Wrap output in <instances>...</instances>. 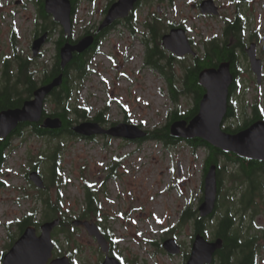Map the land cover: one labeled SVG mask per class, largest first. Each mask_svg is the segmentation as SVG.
I'll return each instance as SVG.
<instances>
[{"label":"rangeland","instance_id":"obj_1","mask_svg":"<svg viewBox=\"0 0 264 264\" xmlns=\"http://www.w3.org/2000/svg\"><path fill=\"white\" fill-rule=\"evenodd\" d=\"M33 1L37 2L0 0V75L6 59L9 60V72L14 75L17 69L15 57L21 55L30 61V71L37 72L34 75L41 82L44 73L54 65L57 53L54 41L59 34L56 32L50 36L51 40L43 47L42 55L34 58L32 45L42 29L40 22H44L40 21L38 25V10ZM203 1H141L136 8L138 23L133 30L135 33L127 24H121L107 34L101 44V53L92 59L91 72H87L84 84L79 87L72 85L75 90L70 107L76 109L85 104L92 108V115L105 112L110 122H122L129 116L135 123L144 124L147 130L163 128L172 111L182 109L186 112L192 108L194 100L179 95L175 102L171 98V86L167 79L145 66L146 47L141 40L145 31L144 22L158 17L165 27L173 23L176 28L184 26L196 53L200 54L203 42L220 38L226 21L240 17L245 29L243 42L246 48L251 43L256 44L257 56L263 64V80L259 84L257 76L251 72L249 57L239 49L242 70L231 96L238 118L226 122L225 127L243 125L246 119V116L241 118L244 108L251 103H258L264 108V0H213L220 11L218 16L202 14L200 6ZM112 2L114 0H79L78 12L72 23L74 38L83 37L88 29L94 30V25L98 28L104 19L105 9ZM170 30L166 28L164 32ZM252 33L255 35L253 41L250 40ZM191 57H187L189 64ZM181 68L179 62L174 63L172 82L180 89L183 88ZM45 109L47 113H54L58 105L47 99ZM71 118L79 120L76 113ZM23 132L20 138L14 137L10 156L0 172L4 183L0 187V261L3 259L2 251L12 246L10 237L17 239L20 235L18 221L27 213L36 211V223L45 222L41 199L49 198L52 203L59 204V214L71 224L79 219L85 208V183H89L97 189L103 218L100 223L98 219L93 221L104 230H110L115 240L112 256L117 255L127 264L186 263V256L181 254L190 253L195 233L192 220L180 229L179 217L188 206L198 210L199 199L204 194L207 150H194L185 142L165 147L156 140L141 144L102 138L88 141L65 134L58 139L39 137L29 129ZM55 152L62 159V177L64 175L68 185L58 189L46 182L50 189L41 193L27 177L37 166L43 178H49L50 157ZM114 162H117V173L109 180V167ZM224 169L226 192L221 197L217 215L206 222V238L210 241L216 239V228L222 221L225 208L236 211L239 201L237 190L240 186L233 181L242 179L240 172L232 166ZM52 235L64 238L57 231ZM72 235L73 244L65 245L61 250L65 253L69 248L75 249V243L78 245L80 250L72 260L74 264L102 263L103 253L84 228H75ZM169 238L175 239L182 247L181 254L173 256L165 253L163 247L158 249V244L162 246V242ZM61 256L64 255L58 254L56 249L55 257Z\"/></svg>","mask_w":264,"mask_h":264},{"label":"water","instance_id":"obj_2","mask_svg":"<svg viewBox=\"0 0 264 264\" xmlns=\"http://www.w3.org/2000/svg\"><path fill=\"white\" fill-rule=\"evenodd\" d=\"M246 1V0H240ZM139 0H118L109 9L105 20L99 30L109 28L117 20L126 19L134 10ZM202 14L218 15L219 9L212 0L203 1ZM45 12L51 15L58 23L67 37L73 33L72 4L70 0H45ZM49 33L37 38L32 47L33 56L38 57L42 47L47 43ZM94 36L89 35L80 39L76 44L66 43L60 48V66L63 70L73 60L75 54H82L94 44ZM163 46L177 57L186 55L194 56L196 53L190 44L186 31L178 28L170 31L163 38ZM246 54L250 58L252 71L256 74L257 82L263 80L262 61L257 58L256 45L252 43ZM230 63H222L218 68L204 69L200 75V85L206 90L200 102L198 114L191 121H176L170 127L171 135L176 139L192 140L200 138L214 148L225 153L236 154L241 158L264 161V121H258L250 127L236 134H231L222 129L225 116L229 109L230 88L234 82ZM64 82V75L60 74L50 83L39 87L32 100H28L21 108L9 109L0 112V138L7 139L13 134L20 124L42 123V128L47 130H61L63 121L59 117H44L45 101L51 93L60 88ZM72 131L81 137L107 135L114 138L134 141L144 139L147 133L139 127L121 123L108 130L98 123L81 122L72 127ZM31 182L38 188L44 189L45 182L37 171L29 176ZM204 200L199 207V217H210L216 209L218 198V178L216 165L210 166L204 179ZM61 219L43 223L40 234L34 226H29L14 243L13 247L4 256L2 264H73L68 256L54 258L55 243L54 230L61 224ZM73 226H83L86 233L94 238L104 253L101 264H122L110 254V244L101 233L100 227L91 221L74 220ZM224 246L222 238L209 241L202 234H197L192 242L191 254L186 264H213L215 255ZM165 251L171 255L181 254V246L171 238L163 242Z\"/></svg>","mask_w":264,"mask_h":264},{"label":"trees","instance_id":"obj_3","mask_svg":"<svg viewBox=\"0 0 264 264\" xmlns=\"http://www.w3.org/2000/svg\"><path fill=\"white\" fill-rule=\"evenodd\" d=\"M72 2V1H71ZM78 0H74L72 2L73 5V12L72 15L74 16L76 14V11H78ZM40 16L41 19H43L44 23L40 24V27H42L43 32H51V34H56L58 32L59 38H60V44L58 50L60 51V48L67 42L69 43H76L74 37H67L64 35L62 30H59V25L56 24V22H53L50 15L46 14L44 9V1L40 4ZM38 23V22H37ZM136 23H138V20L136 18V14H131L128 20L125 24L132 30L136 29ZM244 22L239 18H236L234 21H226V26L224 28L223 34L220 38L216 37L211 40H208L206 42H203L204 48L202 49L201 54L197 55L192 59L191 64L184 63L182 65V69L185 71V89H183V94H192L195 97V107L193 109L183 112L181 110H174L171 112V115L169 117L168 123L163 128H156L153 131L150 132L149 138L151 140H157V142H162L166 147H171L172 145H176L180 142V140H175L170 135V127L171 125L176 121L186 120L190 121L193 119L199 112L200 109V102L205 94V90L201 87L199 80V75L204 69L209 68H218V66L222 63H230L231 72L234 75L235 79L239 76L241 72L240 68V55H239V49L244 53L246 44L243 42L245 29H243ZM177 25L175 23L170 24V27H165V24L160 22L158 17H155L153 20L147 19L144 22V27L146 28V31H144V35L146 37H150L148 41H146V49H147V59L146 64L152 68L155 71H159L166 79L167 82H169L171 86V98L176 102L178 99V95L182 93V90H178L175 86L173 81V75L171 73V63L177 59L173 55H167L165 50L162 48L161 43V37L164 31L167 29H171L173 27H176ZM184 27V26H182ZM88 34H93L91 31H89ZM105 34V32H98L96 30L95 36L96 40L94 43V46L86 51L84 54H77L74 56L73 60H71V63L67 66L65 70H63L60 66V62L56 67H52L51 70L45 72V81L43 84L49 83L52 81V79L55 77L54 74L58 75V73L66 74L65 77V83L58 89L54 90L50 96L49 99L54 101L55 104L58 105V110L54 113L46 114L45 116H52V117H60L63 121V128L59 131H51L46 130L39 127L38 125L35 128V132L40 137L45 136H58L61 134H65L68 136L78 137L75 135V133L72 131V126L77 123L78 121L87 120L91 117V110L87 108L86 106H80L76 107V109H73L70 107V102L73 100L74 97V90L75 88L72 86L79 87L81 83L84 84L85 78L88 76L89 72V65L92 61V58H94L99 52H100V38ZM253 33L250 37V40H254ZM59 58V56H58ZM168 58V59H167ZM8 59H6V62L4 61L3 64V71H2V77L0 81V112L4 110L9 109H17L21 108L26 101L29 99L32 100L35 91L37 90L39 83L36 80V73H33L29 69V62L28 59H26L24 56L18 55L15 57V63L17 65V69L15 70L14 75L11 76V73L9 72V63ZM182 61H187L186 58H182ZM168 62V63H167ZM57 72V73H56ZM75 72V74H74ZM43 82V81H42ZM237 88L236 82L234 81L232 88H231V95L235 92V89ZM77 92V90H76ZM73 113L77 114V117L79 120H73L71 118V115ZM231 114L229 113V117ZM254 122H246L245 125L240 126L237 128V130H231L229 128L226 129L229 133H235L238 131L243 130L245 127H249ZM30 123L20 124L18 129L13 133L17 136L21 137V130L26 129ZM246 129V128H245ZM56 132H58L56 134ZM12 134V135H13ZM11 135V136H12ZM10 137V136H9ZM194 141V140H193ZM196 143H191L192 141H189L187 143H190L195 149L198 148H204L207 149L209 152L208 157L205 161V171L204 173L208 172V168L210 166L216 164L218 162V157L220 155H224L223 152L219 149H216L208 144V142H205L202 139L195 140ZM12 139H0V172L4 169V166L6 162L8 161V158L10 156V152L12 149ZM58 152H55L51 155V170L49 175L44 179H46V182L49 183L52 187L55 186L58 189L62 188L63 186H67L68 183L65 181V177L62 172L63 168H61V160L59 157ZM37 167V166H35ZM33 168L34 171L38 169ZM110 176L115 177L117 173V163H113L109 167ZM248 168V167H247ZM253 169V168H252ZM247 174H252L251 170L248 168L246 170ZM61 175V177H60ZM44 177V176H42ZM28 178V177H27ZM29 180V178H28ZM44 191H41V193H45L47 190L50 189V186H47ZM85 200H84V211L79 214L80 220H92L98 219V222H102L103 220L101 215V203L97 197V189L94 188V185L85 183ZM3 185V182L0 179V186ZM41 206L43 208L42 214H43V220L50 221L54 219L60 218L62 222H60V226L55 230L58 234L64 235V238H57L56 235H54L55 239L54 242L56 244V249H58V254L68 255L72 259L76 258V253L79 252L80 248L75 243V249H68L65 253L62 252L61 247L65 245H71L73 244L72 238L74 233V227L68 221V219L63 216L62 214H59L60 208L59 204L56 205L51 202L49 198L41 199ZM200 202L203 201V197L199 199ZM60 202V200H59ZM36 211L35 212H29L27 213L23 219L18 221V230L20 235L23 234L25 229L29 226H39L38 222L34 220L36 217ZM214 216V215H212ZM66 218V219H65ZM179 222V228L182 229L185 225H187L191 220L194 227V233L195 234H202L207 237V231H206V224L204 219H201L198 217V211L194 210L193 207L188 206L182 213ZM232 218H226L224 221L222 220L217 229V238H222L224 241V246L222 250H220L218 253H216V261L213 264H225V253H230L233 248L235 247V236L230 235V230L232 227ZM100 225V224H99ZM101 226V225H100ZM69 227V228H67ZM73 230V231H72ZM102 233L105 235L107 240L110 243L111 249L113 250L116 246L115 240L112 237V233L110 230H104L103 227H101ZM73 232V233H72ZM174 232V231H173ZM172 232V233H173ZM194 234V235H195ZM11 238V245L16 241L15 237ZM189 254V253H188ZM187 256L189 257V255ZM136 264V263H134Z\"/></svg>","mask_w":264,"mask_h":264},{"label":"flooded vegetation","instance_id":"obj_4","mask_svg":"<svg viewBox=\"0 0 264 264\" xmlns=\"http://www.w3.org/2000/svg\"><path fill=\"white\" fill-rule=\"evenodd\" d=\"M41 3H42V0H37V2L33 1V4L36 6L37 10H40ZM19 4H21V1L19 2ZM106 13H107V10H105L103 16H105ZM95 32L96 31H94L93 35L95 34ZM56 37L57 39H55L54 41V44H55L54 47L57 53L53 61L55 64V67L59 64L58 48L61 42L60 38L58 36ZM54 75L58 76L60 75V73H58V75L56 74ZM65 77H66V74L64 76V83L66 80ZM42 81L43 82L41 83L43 84L45 81L44 77ZM234 107H235L234 104H231L229 106V113L231 115L226 119L227 122L234 121L236 118H238V112L235 110ZM243 116H246V119L244 120L243 125H245L246 122L250 123V122H256V121H264V108L262 105L258 103H251V105L244 108L243 115L241 118H243ZM108 120L109 119L105 117V112H97L90 119H87L84 121L98 123L99 125H101V127L106 128L107 130L120 123V122H110ZM122 122L128 123V124H136L140 128H144V130L146 129L144 124L135 123L133 120L130 119L129 116H126V118H124ZM41 123L33 124V125L30 124L31 126H28L26 129H29L31 130L32 133H34L35 135H38L35 132L36 126L34 125H38L40 127ZM235 128L237 127H232V128L230 127L231 130H237ZM26 129L21 130L22 132L21 134H23L24 133L23 131ZM17 133L13 134L9 138L14 139V137H19L17 136ZM57 133L58 132H56V134ZM62 135L64 134H61L58 136H45V137H53L55 139H58V138H61ZM92 138L94 140L100 139V138L108 139V140L111 139L108 136H105V135L100 136L96 134ZM139 142L140 141H138V143ZM196 142L197 141H192L191 143H196ZM223 154L224 155H220L218 157V162L216 166L218 167L217 168V171H218V202L216 203L217 210H216L215 216L217 215L218 210H219V203H220L221 197L226 192L225 191L226 190L225 179H223L225 178V172H226L224 167H227V168L229 166L235 167L236 171L240 172V176L242 177V179L240 178L236 181H233L234 184L239 183L238 185L240 186L239 190H237L238 197H239L238 198L239 201L237 202L238 206L236 205L237 210L234 211L233 209L225 208V211L223 212L222 219H221L224 221V219L226 218H232L233 222H232V227L230 230V235L235 236V244H234L235 247L230 253L226 252L224 254L225 264H264V221H262V219H264V161L262 160L257 161V160L241 158L232 153H223ZM247 167L251 170L252 174L246 173V170L248 169ZM110 177L111 176H108L109 179ZM210 218L213 219L212 216H210L208 219H206L205 224L206 222L210 220ZM161 248L162 246L159 243L158 249L160 250ZM8 250L9 248L7 246L4 249V251H2L1 259L3 258V255ZM181 255L182 256L185 255L187 258V253L186 254L182 253Z\"/></svg>","mask_w":264,"mask_h":264}]
</instances>
